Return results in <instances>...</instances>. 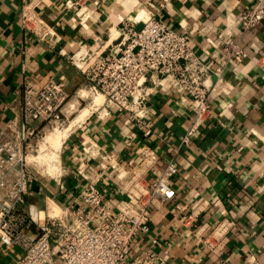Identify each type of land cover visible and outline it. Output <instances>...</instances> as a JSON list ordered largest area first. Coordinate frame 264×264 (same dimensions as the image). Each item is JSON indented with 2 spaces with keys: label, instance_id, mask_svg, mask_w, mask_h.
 I'll return each instance as SVG.
<instances>
[{
  "label": "crops",
  "instance_id": "crops-1",
  "mask_svg": "<svg viewBox=\"0 0 264 264\" xmlns=\"http://www.w3.org/2000/svg\"><path fill=\"white\" fill-rule=\"evenodd\" d=\"M257 1L0 0V136L21 135L25 153L34 141L27 134L46 127L25 122V87L61 78L68 97L77 98L89 83L72 55L119 51L127 26L140 30L159 19L186 38L198 60L220 70L206 81L218 83L201 116L187 95L154 76L133 113L104 107L89 114L61 145V174L33 180L29 216L36 219L47 200L81 205L76 196L89 183L114 212L131 175L148 184L166 178L175 197L149 208V232L132 242L131 256L155 240L157 264H264V21L246 32L240 24ZM25 11L49 27L43 40L24 28ZM229 41L248 57L226 59L221 47ZM181 215L191 216L182 224ZM20 254L0 247V264Z\"/></svg>",
  "mask_w": 264,
  "mask_h": 264
},
{
  "label": "built area",
  "instance_id": "built-area-1",
  "mask_svg": "<svg viewBox=\"0 0 264 264\" xmlns=\"http://www.w3.org/2000/svg\"><path fill=\"white\" fill-rule=\"evenodd\" d=\"M263 21L264 0H258L241 17V29L252 30ZM22 24L42 40L49 35V27L30 11L22 14ZM123 40L117 52L101 54L85 48L70 59L87 78L90 90L104 97L105 109L133 113L144 105L149 94L146 83L154 76L158 85L166 84L187 95L196 115L208 111L209 95L218 82L207 86L206 81L217 78L220 70L198 60L183 35L152 18L140 30L125 27ZM221 51L237 63L248 57L235 41L223 44ZM67 98L61 78L38 88L25 87V122L40 120L45 126L60 123ZM37 134L32 130L27 136ZM32 183L21 135H1L0 247L21 251L12 264H157L155 240L138 256H131V245L149 232V208L175 197L166 178L148 184L140 175H131L123 186L125 198L114 212L100 189L89 183L76 196L81 205L63 207L62 215L47 219H32L24 209ZM190 216L181 215L179 222L185 224Z\"/></svg>",
  "mask_w": 264,
  "mask_h": 264
},
{
  "label": "rangeland",
  "instance_id": "rangeland-1",
  "mask_svg": "<svg viewBox=\"0 0 264 264\" xmlns=\"http://www.w3.org/2000/svg\"><path fill=\"white\" fill-rule=\"evenodd\" d=\"M98 94L99 92L94 93V91L90 90V85H88L77 93V98L68 97L63 106L61 122L53 125H46L44 131L38 133L34 137L32 146L26 152V166L31 172L33 180L43 179L53 181L52 179H55L61 174L58 153L61 149L63 140L68 135V131H70L69 129L72 125V121L80 113L88 112L91 114L96 111V109L104 108L105 99ZM53 208L55 212L52 211V213L49 214L48 212ZM62 211L63 207L55 200H47L46 205L38 209V212H43L44 219H47V216L55 217L62 215Z\"/></svg>",
  "mask_w": 264,
  "mask_h": 264
},
{
  "label": "bare ground",
  "instance_id": "bare-ground-1",
  "mask_svg": "<svg viewBox=\"0 0 264 264\" xmlns=\"http://www.w3.org/2000/svg\"><path fill=\"white\" fill-rule=\"evenodd\" d=\"M98 95H101V94H98ZM102 96V95H101ZM95 99V98H94ZM84 111V110H83ZM87 112V111H86ZM89 115V113L87 112V113H80L73 121H72V125H71V127H70V131L72 130V129H74L75 128V126H77L81 121H83L84 120V118H87V116ZM68 130V129H67ZM56 131V130H55ZM70 131H68V134L70 133ZM66 139V138H65ZM64 139V140H65ZM63 140V141H64ZM59 153H60V151H59ZM59 153H58V160H59V166H60V158H59ZM35 159V158H34ZM54 207V206H53ZM57 207V206H56ZM59 209V208H58ZM55 209L53 208V209H51L50 210V212H48L49 214H51L52 213V211H54ZM55 212V211H54ZM42 215V216H41ZM43 216H44V214H43V212H40L39 213V215H37V217H39V219H42L43 218Z\"/></svg>",
  "mask_w": 264,
  "mask_h": 264
}]
</instances>
